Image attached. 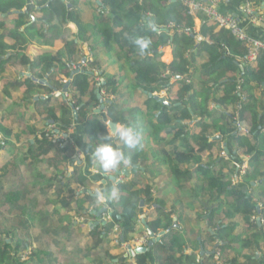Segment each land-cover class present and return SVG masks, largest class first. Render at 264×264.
I'll return each instance as SVG.
<instances>
[{
	"label": "trees",
	"instance_id": "1",
	"mask_svg": "<svg viewBox=\"0 0 264 264\" xmlns=\"http://www.w3.org/2000/svg\"><path fill=\"white\" fill-rule=\"evenodd\" d=\"M250 2L255 6L264 4V0ZM83 5L94 12L93 25L86 22L87 10ZM146 20L157 24L159 31H151ZM201 20L197 32L195 19L188 15L182 0H0V72L7 68L9 60H15L31 73L30 77L23 74L13 81L3 79L5 87L19 92L28 82V87L33 88L25 90L20 101L32 106L40 121L46 122L39 130L30 123L35 117H27L25 128L18 126L16 131L14 126L0 120V133L4 136L0 141V195L9 205L23 201L18 212L20 231H30V223L38 224L41 220L36 210L38 203H31V194L35 191L26 184V179L30 176L33 183L31 174L47 179L50 175L43 171L52 167L55 169L53 177L42 188L43 191L44 188L49 192L54 190L48 199L53 207L50 227L61 229L66 237L68 234L70 238H78L74 232L75 217L89 219L87 245L91 252L102 251L105 261L101 264H150L146 253L126 257L128 253L122 246L130 242L131 234L142 222V202L159 206L156 211L164 218L147 223L156 236L166 232L152 247L159 254L156 264H264L261 254L264 251V52L254 65L243 64L246 46L229 32L219 30L205 16ZM70 23L78 27V42H88L93 51L100 45L92 35V31L98 29L106 45L102 50L114 53L120 63L119 71L103 69L105 62L97 58L86 63L87 68L83 63H78V67L76 39L59 35ZM171 23L177 26L174 31L166 28ZM136 36L151 39L148 54H138L131 43ZM199 37L203 39L201 42ZM37 39L43 40L46 47H52L55 40L61 39L64 48L46 51L32 59L27 51ZM170 44L174 59L166 64L161 61V48ZM77 70L80 73L71 80V74ZM122 72L127 86L141 94V109L151 125L150 135L157 144L156 152L172 175L176 193L187 189L194 199H203L196 220L204 221L218 233L207 242L217 247L215 253L199 262L195 254L183 255L180 230L171 217L173 211H165L164 202L153 193L157 179L147 166L145 140L142 150L137 151L128 149L122 141L113 142L110 135L108 121L120 126L132 123L131 112L125 110L128 104H123L117 96L124 89L119 83ZM94 77L101 80L94 84L96 90L89 92L90 79ZM80 90L89 95L87 100L77 93L71 95V101L66 100V93L69 96L71 91ZM102 91L113 98L104 102ZM0 92L9 95L4 87ZM163 92L165 97L161 96ZM102 103L108 108L107 116L100 113ZM16 106L23 108L22 104ZM238 121L249 126V134L243 135L237 130ZM221 123L225 126L221 127L223 133L231 139L222 149L223 141L215 137V128ZM74 124L81 126L84 154L92 161L95 162L94 148L104 135H110V142L130 156L133 177L113 183L117 198H108L102 203L91 186L102 187L103 179L121 175L123 169L105 175L95 162L98 175L86 172L69 138V128ZM50 126L54 128L48 129ZM26 142L28 146L24 145ZM18 144H21L20 150ZM232 145L234 151L230 149ZM222 152L228 157L222 156ZM243 155L249 157V170L233 182L239 176L234 163L242 161ZM146 175L149 179L142 184L139 179ZM20 177L26 182L27 193L24 188L19 189ZM253 182L261 183L252 186ZM105 205L110 207L114 223H119L120 216L130 225L128 229H121L124 241L119 238L118 244L110 248L105 245L114 223L103 224L106 213L98 214ZM145 231L138 235L142 236ZM3 233L6 229L2 225L0 264H29L35 258L39 264H44L47 253H37L31 248L30 256L23 260L24 246L8 242ZM199 237L202 240L195 239L196 244L201 242L205 248L203 235ZM27 247L30 246L27 244Z\"/></svg>",
	"mask_w": 264,
	"mask_h": 264
},
{
	"label": "rangeland",
	"instance_id": "2",
	"mask_svg": "<svg viewBox=\"0 0 264 264\" xmlns=\"http://www.w3.org/2000/svg\"><path fill=\"white\" fill-rule=\"evenodd\" d=\"M250 1V0H249ZM62 33V30L59 32V35ZM39 41V40H38ZM100 43V42H99ZM105 43L102 45V48H104ZM30 49V48H29ZM104 51V50H103ZM29 50L27 51L28 54ZM38 57V56H36ZM36 57H33V59H35ZM79 63V62H78ZM7 68L4 69L2 72H0V90L3 89L4 87V91L5 92H9V95H3L2 92H0V120L4 121V124L10 125V126H14V129L17 131L18 126L21 128H25L26 124H27V117H35V119H31L32 121L30 122L32 125H35L37 129L41 130L43 129L44 125H46V122H41L40 118L38 115L35 114V112L33 111L32 106L27 105V103H24L23 101H20L21 97H22V93H24L22 90L24 89V87H22L19 92H16L15 89L7 86L4 83L3 79H6L7 81H13L14 78H18L21 77L23 74L29 76V74L25 71L26 69L22 68L21 66L18 65V63L15 60H9L7 63ZM86 68V67H84ZM98 83H100L101 78L98 77ZM121 81V80H120ZM96 88H92V92L95 91ZM22 91V93H21ZM105 93V91H104ZM126 93H129L131 96V101H129V103H131V108L130 111L133 114L134 110H136V107L139 109V107L142 108V103H141V94L140 92H136V91H130V90H123L121 92H119L118 99H121L123 102H126L127 98L122 99ZM80 95H81V99H83L84 97V93L80 90ZM166 96V95H163ZM109 98H113V96H109V95H105L103 101L107 102V100ZM66 100L69 102L71 101V95L69 93V96H67L66 93ZM74 102V101H73ZM128 102V101H127ZM126 102V104H128ZM16 104H22V107L16 106ZM56 105H59L56 104ZM140 108V110L136 111L133 115H130V118L132 120L133 125H136L140 128V130H150V127H148L145 124L146 119H148L147 114L144 113V111H142V109ZM132 109V110H131ZM106 114L108 115V108L102 112V116H106ZM4 116V117H3ZM146 118V119H145ZM147 122V121H146ZM53 126H50L48 129H53ZM73 133L78 139L79 141H82V143L84 144V138H81V126L78 125L77 127H70L69 128V134ZM64 138V137H63ZM4 139V136L2 133H0V141ZM116 142H120L119 139L116 140ZM153 144V145H152ZM150 146H148L147 144L144 145L145 150H153L156 148L157 144L154 142L152 143ZM25 146H28V142L24 143ZM82 146V145H81ZM155 146V148H154ZM21 144L17 145V148L20 150ZM153 147V148H152ZM84 148V147H83ZM76 149V148H75ZM222 149V147H221ZM77 151V157L79 160H84L85 161V165L90 166L92 160L91 158H88L85 154L82 156V153H80L78 151V149H76ZM156 151V149H155ZM5 153V152H4ZM21 156L23 155L22 152H20ZM80 154V155H79ZM223 156V152L221 153ZM207 155V154H206ZM244 157H242L243 159ZM204 161L205 163H208V158L207 156L204 157ZM20 161H17V163H19ZM96 166V165H95ZM28 171L31 169L29 167H27ZM55 171V169H53L52 167L45 169L43 171L44 174H49L50 176L47 179H42V178H38L36 175L31 174L32 179L34 180L33 183H31V178L29 176V174H27V183L25 182V180H22V178L20 177L19 180H22V183L19 187L20 190H23L24 188V193H27V185H31L32 190L34 189L35 193L33 192L31 194L32 196V201L31 203H38V206L36 208V210H38L40 218L41 219L39 221L38 224L36 223H30L32 226H30V231L27 232H22L20 231V223H19V219H18V212L21 211L22 209V203H18L15 205H9L6 200H4L2 198V196L0 195V226H4L6 229V233H3L5 235V238L8 240V242H17L19 245L24 246V249L21 251L22 258L23 260H25L28 256H30V249L33 248L36 250L37 253L42 251L44 253H47L48 256L46 257L44 264H101L102 262L105 261L104 257L102 256V251H94L91 252L90 248L87 245V241H88V234L89 233V227L88 225L90 224L89 219L87 220L84 217H75V222L76 224H74V232H76V235L78 236V238H70L68 237L69 235L67 234V237L63 234V231L61 229H54L52 227H50V214L51 211L53 209V207L51 206V204H49V200L54 193V190H51L49 192V190H47L46 188H44L45 190L43 191V187L48 185L50 183L52 179L53 175L52 173ZM155 173V172H154ZM136 175V174H134ZM119 176H124V175H119ZM156 176V173H155ZM29 179V181H28ZM122 180V179H121ZM146 180H148V178L146 177ZM145 177L144 179L140 177L139 181L144 184L146 182ZM14 181V180H13ZM15 181H18V179L16 178ZM31 181V182H30ZM26 183V184H25ZM117 183V182H116ZM33 184V185H32ZM254 182L251 184L252 186ZM23 185V186H22ZM92 189L94 190V192H98V189H94L93 186H91ZM175 189V188H174ZM174 191V190H173ZM260 188L257 189V193H259ZM32 192V191H31ZM176 192V191H175ZM162 194V191H157L156 192V196L158 197V195ZM177 198L181 197V201L182 199H192L193 196L192 194L189 192V190H185V191H181L180 193H176ZM37 197V198H36ZM28 197H25L24 199H27ZM200 198V197H199ZM201 199V198H200ZM105 201H103L102 203H104ZM203 202V199L201 200L200 203ZM200 203H198L197 201H195L194 199L191 201V205H187L185 208L186 209H190L192 208V210L190 211V213L192 215H196V211L198 209H200ZM103 208H108L110 212V207L108 205H105ZM108 212H106V214H108ZM103 222H107L108 221V216H106L104 214V217L102 218ZM112 221V220H111ZM114 223V222H111ZM141 224V223H140ZM62 231V232H61ZM68 232V231H66ZM134 235V234H133ZM182 234H179V238ZM71 236V235H70ZM141 237H144L141 236ZM119 238L121 239V230L120 228L115 224L113 229L110 232L109 237H107L106 239V248L107 247H113L114 245H117L119 242ZM76 240L77 243H74L73 240ZM27 244L30 247H27ZM126 244V243H125ZM105 246L103 247L105 249ZM123 249L126 251V246L122 245ZM28 248V249H27ZM263 255H264V251ZM10 253H12V251H10ZM101 262V263H100ZM106 264H108L107 262H105ZM29 264H39L37 262V259H33L31 263Z\"/></svg>",
	"mask_w": 264,
	"mask_h": 264
},
{
	"label": "crops",
	"instance_id": "3",
	"mask_svg": "<svg viewBox=\"0 0 264 264\" xmlns=\"http://www.w3.org/2000/svg\"><path fill=\"white\" fill-rule=\"evenodd\" d=\"M95 1L101 2V0H95ZM246 1L247 0H225V2L221 6V11L225 14H231V15L237 17L240 20V22L246 27V30L250 35L264 40V6H263V4L261 6H255V10L261 16L262 20L257 25H252L249 22V20L247 19V17H245L242 14V12L240 11L241 7H243L245 5ZM82 7L85 10H87L84 5ZM100 10L101 9H98L97 13H100ZM93 16H94V12L92 10L91 11L87 10V13L85 14L86 22L93 25L95 23L94 20H92ZM195 23H196V26H195L196 31L198 32L200 29L201 23L198 20H196ZM77 32H78L77 25L74 23H70L65 28L62 29L61 34H62V37L71 40V39H76ZM92 35L95 36L97 43L100 42V45L94 51L91 49V46H89L88 42L85 41V42L79 43L78 40L76 39V42L78 45H77V48L75 50V52H76L75 63H77V66L79 65L78 64V62H79V63H83L84 67L87 68L86 63L92 62L93 59L97 58V59H100L102 62L103 61L105 62L106 65L103 67V69H106L110 72H118L119 71L118 68L120 67L119 66L120 63L118 62L117 58L114 56V53H108V52L102 50V45L104 43V35L99 34L98 29L93 30ZM202 40H203L202 37L198 38L199 42H201ZM91 42L94 43V40ZM63 48H64V42L61 39L55 40L52 47L44 46L43 40L39 39V41H38V39H37L33 42V45L30 46L28 56L30 58H32V56L33 57L39 56L46 51H58V50H62ZM161 52H162L161 61L166 63V64H170L174 59L173 45L170 44V45H167V46L161 48ZM30 76H31V73L29 74L28 77H30ZM125 77H126L125 73L122 72L121 77L119 78V83L122 86H124L123 90H125V91L130 90L133 92V90L127 86V82L125 80ZM194 78H196V75H194ZM98 80H99L98 77L97 78L94 77V78L90 79L91 84H90L89 92H92V88L95 87L94 84L98 83ZM195 80H197V79H195ZM28 86H29V84H28V82H26V84L24 85V89L22 91L25 92V90H27L28 88H30V89L33 88V87H28ZM22 91H21V93H22ZM75 93H77L78 96L81 98L80 91H78V92L77 91L76 92L71 91L70 95L73 96ZM35 94H37V93L35 92ZM22 95H23V93H22ZM163 95H166V93L163 92L161 94L162 97H165ZM88 96H89L88 94H84L83 99L87 100ZM125 98H127L126 102L128 101L127 102L128 105H127V108L125 110L130 111V108H131V103H129V101H131L130 94L126 93L122 99H125ZM126 102H123V104H126ZM135 107H136V110H134V113L136 111L140 110V108H141V107H139V109H138L137 106H135ZM131 114L132 113H130V115ZM129 118H130V116H129ZM130 120H131V118H130ZM144 121H145V124L148 127H150V130H148V131L144 130V132H142L143 133V139L145 140V143L148 146H150L152 143L155 142L153 140V136L150 135V133L152 132V128H151V125H150L148 119H146ZM134 122H132L131 125H133ZM244 124L249 128V126L246 123H244ZM77 126H78V124H74L71 127H77ZM119 126L120 125H117V127H119ZM221 127L225 128L223 123H221L218 126V128H215V137L219 138L220 140L223 141L221 143V147L224 148L226 145L228 146L227 143L230 142L231 139H228L226 137L227 135L223 133V130ZM141 131H143V130H141ZM69 138H70V140H72L74 147L76 149H78V151L80 153H82V156H83L84 155L83 143H82V141H79L78 139H76L79 137L75 138V135L73 133H70ZM81 138H83V136H81ZM154 148H155V146H154ZM230 149H232V151H234L233 145ZM3 155H4V152H3ZM144 156L147 159L148 169L153 170L156 173L155 177L157 180L155 181V183L157 184V186H156L155 192H153L154 195L156 194L157 191H162V194L158 195V198H160V200L164 202L165 211H167V212L173 211V213L171 212L172 213L171 217L173 219L174 226L177 227L180 230V234H182L179 238V243L182 245L183 255L195 254L197 257V262H199L201 258L209 256L210 254H213L216 251L217 247L214 246V244H212V243L207 244V242H208L210 236H217L218 233H217L216 229L210 228L209 225L206 226L204 221H201V220L197 221L196 215H192L190 213L192 208H190V209L185 208L187 205H189V206L191 205V201L194 198L182 199V201H181L182 196L177 198V195H176V192L174 189L176 187V185L173 181L172 175L168 171L167 167L163 163H161L163 161V158L158 157V154L155 151V149H153L151 151L145 150ZM195 157H196V155H195ZM241 157L249 158V157L244 156V155ZM81 161H82L81 163H83L84 165L86 164L84 160H81ZM158 161H160L159 164H157ZM131 170H132L131 168H129L127 170L128 176L133 177ZM85 171L86 172L90 171L91 176H97L98 175L97 166H95L94 161L91 162L90 166L85 165ZM111 176H115L116 180L119 177L122 179L123 178L125 179V177H128L125 175L121 177V176H119V174H114ZM111 176H109V179H103V181L101 182L102 187L98 188V191H103L105 194L110 193V191L112 190L113 183L115 182L111 179ZM147 178L149 179V176H147ZM145 180H146V177H145ZM257 184H259V182H257ZM194 200L197 201L198 203L201 202L200 198H196ZM230 201H232V199H230ZM200 205H201V203H200ZM158 207L159 206H157V205H151V204H145L143 207H141L140 220H142V222L140 221L137 224V226L135 228V232L133 233L134 235L131 234L130 242L126 243L125 245L129 244V246L133 247L134 249L139 248V247L147 248L149 246V242L151 240V237H149L146 246H140L137 243V239L142 238V237L139 236L138 234H140L143 230H146L145 232L148 233L147 229H146V225L149 221H152L158 217H160L161 219H164L163 217L159 216V213L156 211V209ZM143 216H145V217H143ZM117 219H118L119 223L115 222L114 225L116 224L120 228V230L129 228L128 226H130V225L127 223L126 220H123V218L121 219V217H118ZM165 233L166 232L163 231L160 234H158V236L164 235ZM145 234H143V235H145ZM199 234H202L204 237V241L206 244L205 248L201 245V242H199V244H196V242H195V239L196 240L197 239L202 240L201 237H199ZM161 245H163V244L161 243ZM126 251H127V253H129L128 249H126ZM202 252L205 253L204 256L201 255ZM146 254L148 255L150 264H156V262L159 258L158 252H155V250H153L152 247L151 248L149 247ZM261 254L263 255V252H261Z\"/></svg>",
	"mask_w": 264,
	"mask_h": 264
},
{
	"label": "built area",
	"instance_id": "4",
	"mask_svg": "<svg viewBox=\"0 0 264 264\" xmlns=\"http://www.w3.org/2000/svg\"><path fill=\"white\" fill-rule=\"evenodd\" d=\"M182 2L188 10V15L193 17L195 21L198 20L202 24L203 21L201 20V17L205 16L208 21L214 23L219 30H225L229 32L237 41L243 43L246 46L247 53L242 59L243 64L254 65L257 62L260 54L264 52V40L250 35L247 32L246 27L237 17L231 14H225L221 11V6L225 0H182ZM240 11L245 17H247L252 25H257L262 20L261 16L255 10V5H252L249 0L245 2V5L241 7ZM176 27L177 26L175 23H171L166 28L174 31ZM73 68L76 69V66H73ZM102 94L104 96L106 95L104 91H102ZM236 128L243 135H247L250 132V128H248L241 121L236 123ZM223 156L226 158L228 157L226 152H223ZM234 165L236 167V174L239 176L238 178L236 176L233 182H237L247 174V171L250 167L249 158H243L242 161H236ZM108 211L109 209L107 208V212ZM105 215L108 216L107 223L113 222L110 212ZM149 237V234L146 233L144 237L137 239V243L140 246H146ZM125 246L129 251L131 246H129V244ZM132 249L134 248L132 247ZM218 258L219 254L216 256V259Z\"/></svg>",
	"mask_w": 264,
	"mask_h": 264
},
{
	"label": "clouds",
	"instance_id": "5",
	"mask_svg": "<svg viewBox=\"0 0 264 264\" xmlns=\"http://www.w3.org/2000/svg\"><path fill=\"white\" fill-rule=\"evenodd\" d=\"M148 27L153 32L159 31V26L152 20H146ZM133 46L137 49L140 56L148 54L152 41L147 36H136L131 40ZM120 141L128 149L142 150L143 148V133L136 125H122L114 130ZM110 135H104L101 142L97 144L93 151L95 162L99 165L100 170L107 175L118 172L121 169H129L133 167V162L121 147L114 145ZM117 181V180H116ZM97 200L103 202L105 199L118 197L117 190L113 189L110 194H105L103 191L96 193Z\"/></svg>",
	"mask_w": 264,
	"mask_h": 264
},
{
	"label": "water",
	"instance_id": "6",
	"mask_svg": "<svg viewBox=\"0 0 264 264\" xmlns=\"http://www.w3.org/2000/svg\"><path fill=\"white\" fill-rule=\"evenodd\" d=\"M80 73L79 70L77 71H74L72 74H71V80ZM39 98H36V100H38ZM163 101V99H162ZM165 104H169L167 102H165ZM110 128H111V131H112V134L114 135H117V133L114 131L116 128H117V125L115 124H112L110 123ZM128 169H123V171L121 172L122 175H125V176H128ZM120 174V173H119ZM111 179L113 181H116V177L115 176H111ZM261 182H259L260 184ZM257 183H254L253 185L255 186ZM144 206V203L142 202L141 204V207ZM107 212V208H102L100 211H99V215H102L104 213ZM120 217V216H119ZM145 217V216H143ZM107 222H103V224H106ZM146 229H147V232L149 234V236L151 237V240L149 242V246L147 248H144V247H139V248H136V249H132V247L129 248V253L126 255V257H135L137 254H141V253H146L148 251V248L150 247H153V245L156 243V242H159L160 241V238L163 236V235H159V236H156L152 230L146 225ZM121 239L122 241H124V236L122 235L121 236ZM215 253V252H214ZM204 252L201 253L202 256H204Z\"/></svg>",
	"mask_w": 264,
	"mask_h": 264
},
{
	"label": "flooded vegetation",
	"instance_id": "7",
	"mask_svg": "<svg viewBox=\"0 0 264 264\" xmlns=\"http://www.w3.org/2000/svg\"><path fill=\"white\" fill-rule=\"evenodd\" d=\"M107 101H108V100H107ZM99 110H101L100 113L102 114V112L106 110V105H105L104 103H102V105L99 106ZM106 116H107V114H106ZM110 123H111L110 121L107 122L108 129H109L110 135L113 137V142H116V140L118 139V135H114V134H112V131H111V128H110ZM120 179H122V178L119 177V178L117 179V183L121 182L124 178H123L122 180H120ZM121 236H122V235H121Z\"/></svg>",
	"mask_w": 264,
	"mask_h": 264
}]
</instances>
